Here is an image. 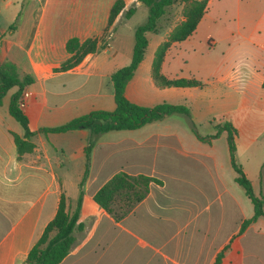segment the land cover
<instances>
[{
	"label": "crops",
	"instance_id": "obj_1",
	"mask_svg": "<svg viewBox=\"0 0 264 264\" xmlns=\"http://www.w3.org/2000/svg\"><path fill=\"white\" fill-rule=\"evenodd\" d=\"M114 1L0 0V64L9 62L20 77H31L23 87L29 95L21 109L35 132L29 139L32 149L18 155L12 134L20 137L23 129L8 113L16 90L10 87L0 102V264H26L60 193L71 213L79 189L81 226L73 229L71 247L57 264H264V219L257 217L240 229L252 206L233 179L224 132L199 140L177 114L135 129L104 132L88 152L82 180L89 131L38 132L90 110L114 108L109 76L129 62L134 28L146 17L142 11L136 24L133 18L144 5L121 0V10L107 26ZM210 3L193 32L168 46L160 66L167 78L192 77L202 85L157 87L152 82L153 52L182 19L179 15L174 23L166 9L157 31L145 34L142 59L123 94L142 106L186 105L200 136L215 133V124L227 121L235 130V160L253 192L263 197L264 210V42L241 39L242 46L244 41L249 45L233 60L237 43L229 29L221 28L218 34L225 41L216 54ZM129 7L133 12L125 18L122 13ZM95 36H103V48L67 70H54L68 57L67 39ZM117 172L155 181L140 201L115 218L92 196Z\"/></svg>",
	"mask_w": 264,
	"mask_h": 264
},
{
	"label": "trees",
	"instance_id": "obj_2",
	"mask_svg": "<svg viewBox=\"0 0 264 264\" xmlns=\"http://www.w3.org/2000/svg\"><path fill=\"white\" fill-rule=\"evenodd\" d=\"M137 1L146 7V17L142 23L134 28L129 62L114 70L109 76L114 108L112 110H90L58 126L39 128L38 132H64L75 129H87L89 131V138L84 147L85 168L81 177L82 180L86 172L88 152L100 134L108 131L135 129L146 123L160 120L170 114L183 115L194 135L199 140L208 141L211 138L217 137L221 132H224L233 179L242 188L243 193L252 206L251 216L242 221L240 229L244 228V226L257 217L264 219V210L262 209L263 197L253 192L249 180L245 177L240 165L235 160V130L227 121L217 122L215 124V133L200 136L194 130V125L189 117V109L186 105L160 102L152 106H142L130 102L123 94L125 84L131 78L134 69L142 59L147 43L145 34L147 32L157 31L158 19L165 13V10L169 6L175 3L181 4L180 15L182 19L170 29L165 39L156 46L150 64V76L152 82L157 87H198L202 85L201 81L192 77L167 78L161 73L160 66L164 52L168 46L172 42L185 39L193 32L205 10L208 0ZM122 6L121 0H115L111 4L107 18V26L111 24L113 18L121 10ZM132 12L133 7H129L123 11L122 15L127 18ZM14 26L15 23H11L9 29H13ZM104 45L105 39L103 36L88 37L82 41H79L75 37L69 38L65 42V50L68 53V57L54 70H67L78 64L84 55L95 53L103 48ZM30 82L31 77L26 75L20 77L13 64L6 61L0 64V102L2 96L10 87H16V90L9 98L8 113L23 129V134L20 137L12 134L18 155L30 151L33 147L29 139L35 132L28 129L26 116L17 103L21 90ZM261 87L264 88V78L261 82ZM150 181H155V179L142 174L128 175L124 172H117L96 190L92 199L101 209L107 211L113 217L118 218L127 213L135 203L145 196ZM81 198L82 192L79 189L75 207L69 213L66 210L65 196L60 193L53 217L45 224L41 234L25 256L26 264H57L67 254L73 241L72 231L81 226L78 222ZM216 261H218V258Z\"/></svg>",
	"mask_w": 264,
	"mask_h": 264
},
{
	"label": "rangeland",
	"instance_id": "obj_3",
	"mask_svg": "<svg viewBox=\"0 0 264 264\" xmlns=\"http://www.w3.org/2000/svg\"><path fill=\"white\" fill-rule=\"evenodd\" d=\"M141 9L142 10H139L133 18V21H135L136 24L140 22L137 21L139 20V14H141L142 11H146L144 6H141ZM167 9H169V11L174 15V23L177 22V18L180 15L181 4L175 3ZM209 14L213 17V23L210 26L215 28L214 35L217 39L215 45L216 54H218V50L223 45V41H225L222 40L223 38H221L218 34V30L221 28L229 29L233 34V40L238 44H234L232 49L231 55L233 60H236L245 54V50L247 45H249V42H264V0H211L209 5ZM237 29L241 31L238 35L235 34ZM151 35L153 36V34ZM151 35L149 34V37ZM241 35H244V38H242ZM241 39H246L249 42L244 41L245 46H242L243 41H241ZM238 47L240 48L236 50ZM254 111L255 113L257 112L256 109H254ZM251 118L253 119V117ZM256 118H258L257 113ZM199 130V132H203L204 129L200 128Z\"/></svg>",
	"mask_w": 264,
	"mask_h": 264
},
{
	"label": "built area",
	"instance_id": "obj_4",
	"mask_svg": "<svg viewBox=\"0 0 264 264\" xmlns=\"http://www.w3.org/2000/svg\"><path fill=\"white\" fill-rule=\"evenodd\" d=\"M28 95H29L28 90H27L26 88H23V89L21 90V92H20V95H19V97H18V101H17L18 106H19L20 108H22V107L24 106V104H25V100H26V98L28 97Z\"/></svg>",
	"mask_w": 264,
	"mask_h": 264
}]
</instances>
